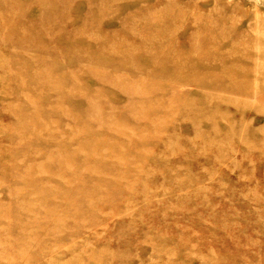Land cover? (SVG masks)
Wrapping results in <instances>:
<instances>
[{
  "label": "rangeland",
  "instance_id": "1",
  "mask_svg": "<svg viewBox=\"0 0 264 264\" xmlns=\"http://www.w3.org/2000/svg\"><path fill=\"white\" fill-rule=\"evenodd\" d=\"M14 11L0 15V224L11 229L0 232V264H20L19 241L27 242L12 212L28 181L60 182L53 148L29 161L15 156L23 141L11 136L25 101L50 97L33 90L48 73L37 60L54 79L98 90L92 100L134 136L111 150L113 163L132 167L119 193L100 186L103 211L64 226L36 264H264V0H16ZM129 80L131 95L113 85ZM76 93L67 107L80 113L87 100ZM199 104L198 135L183 112ZM13 158L26 181H13Z\"/></svg>",
  "mask_w": 264,
  "mask_h": 264
},
{
  "label": "bare ground",
  "instance_id": "2",
  "mask_svg": "<svg viewBox=\"0 0 264 264\" xmlns=\"http://www.w3.org/2000/svg\"><path fill=\"white\" fill-rule=\"evenodd\" d=\"M15 1L16 0H0V15L2 14L3 17L9 18L7 16L10 15V11L12 12L11 14H15L13 13L15 12ZM7 12L9 13L7 14ZM4 21L5 20L2 19V22ZM58 26L60 27L61 25ZM0 28L3 30L5 29L4 25L1 24ZM70 33L69 31L66 32L67 36L65 39H67V41H72ZM6 34L7 32L5 35ZM62 41L63 40L60 39V42ZM78 42L80 41L75 43ZM49 53L51 54V51ZM58 56L61 57L62 53H59ZM30 62L32 64L33 60H30ZM37 62L39 65L46 68V71L48 69V73L45 74V77H43L41 81L38 79L40 78L39 72L34 73L39 82H36L33 88L42 86L47 90L46 93H48L50 97L47 100L27 99L25 101L27 111L20 113L18 117L19 127L11 132V136L12 139L18 138L23 141V145L19 148L18 152L14 150L16 152L15 156L23 155L25 156L24 158H27L29 161L35 157L37 152H44L46 154L47 150L50 151L53 148L50 152V170L53 172L54 179L60 182H57V186H53L47 182L28 181V186L21 195V201L19 202V198H17L19 202L16 204L18 212H12V215L17 218V222L14 226L12 224V229L18 239L27 242L21 243V241H19L20 251L18 252V257L20 258V264L21 259L25 261L24 264H36V262L42 259L43 254H45V242H50V245L55 246L60 240L59 235L64 226L73 223L85 224L90 213H94L95 211L102 212L104 208L102 204L105 201L102 202L101 200L102 197L99 187H114L112 193H119L115 185L123 183V181L127 182L128 180H126V177H128L130 173L129 169H132L131 166L126 164L123 158L121 160L117 158L118 161H116V164L113 163L110 159L112 157L110 154L114 148L116 149L119 146L126 147L127 141L129 140L131 142L130 139L134 136L132 133L134 130L129 131L127 126L113 120V113H110V111L107 113L106 109H104L105 105L99 104L98 100H92L96 99L94 96H97V94L100 95L98 90L92 92V94H86L83 88L75 86L76 81L73 80L72 76L64 75L62 79H54L51 73V64H49V62L42 63V61L39 60H37ZM65 76L67 77V82ZM102 76H104L106 80L110 79V77L105 74H102ZM134 83L135 82L129 80L126 83L129 84V86L126 88L122 86L126 84H121V82L118 81H114L113 85L115 88H121L124 92L130 94V84L134 85ZM35 88L33 90H35ZM18 89L21 91V86H19ZM30 90L32 91V89ZM80 90L86 94H83V96L85 100H87V106L80 113L75 109H71V111L68 110L70 106L67 107L68 103L66 99L76 95V91ZM133 94L138 95L136 92H133ZM203 108L204 107L199 104L183 112L191 118V132L194 129L196 134H198L199 131L197 126V113L199 109ZM42 112L46 113L44 114ZM153 113L156 114L155 111L144 112V118L148 119L152 117L154 115ZM43 122L50 123L52 128H44V126H42ZM94 127L98 128L100 135H95L93 133ZM36 128H38V130H36ZM205 134L203 137L207 136ZM38 142L39 144L43 143L47 149H43L42 147L40 150L35 149L34 145ZM76 157L81 158L83 164L74 167L73 162ZM7 158L8 157H6V159ZM155 158L157 157L154 155L151 160ZM16 159L17 158L9 159L11 160L12 166H8L9 168L7 170L12 172L13 176L17 177L13 179L14 182L26 181L24 179L28 178L26 175L27 173L20 174V167L16 164ZM12 160L15 161V163H13ZM42 168L48 172L47 168L42 165H35L31 169L33 171L37 169L41 172ZM110 174L112 176L108 177ZM73 178L76 179V182H72ZM71 182L73 184L76 183L75 186H72ZM86 187H88L89 190L85 189ZM40 189L42 192H39ZM31 196H37L35 199L39 204L31 203ZM26 198H29V201L26 200ZM76 203L82 204L85 209L82 211L76 209ZM39 213H41V215L43 213V218L42 216H38ZM8 215L10 216V212ZM10 230L9 226H1L0 224V232L7 233ZM34 248L37 252H33ZM40 251L42 252L39 253ZM24 254H26L25 257H23ZM80 259L81 258L72 259L68 264H76V260L80 262ZM90 261L92 260L89 259L88 262Z\"/></svg>",
  "mask_w": 264,
  "mask_h": 264
}]
</instances>
